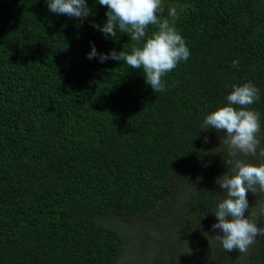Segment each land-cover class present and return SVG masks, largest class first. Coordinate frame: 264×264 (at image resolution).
Returning a JSON list of instances; mask_svg holds the SVG:
<instances>
[{"label":"trees","instance_id":"16d2710c","mask_svg":"<svg viewBox=\"0 0 264 264\" xmlns=\"http://www.w3.org/2000/svg\"><path fill=\"white\" fill-rule=\"evenodd\" d=\"M162 2L191 54L154 92L142 68L99 54H131L156 25L137 43L93 26L107 20L98 0L83 20L47 0H0V264H264V235L228 252L211 227L216 178L264 163V0ZM249 81L260 144L233 155L204 120ZM247 200L264 227V191Z\"/></svg>","mask_w":264,"mask_h":264},{"label":"clouds","instance_id":"9594fccd","mask_svg":"<svg viewBox=\"0 0 264 264\" xmlns=\"http://www.w3.org/2000/svg\"><path fill=\"white\" fill-rule=\"evenodd\" d=\"M98 3L108 8L107 20L102 28L99 25L93 26L99 28L106 36L115 37L119 31L127 33L132 41L139 43L146 36L149 25L158 27L141 46L133 47L131 54L113 50L108 54H99L100 62L108 59L123 60L133 69L142 68L146 83L153 91H165L162 77L172 71L178 62L187 61L191 54L174 25L177 8H168V17L172 18L170 22L167 18L158 17V14L164 12L162 0H98ZM47 6L53 13L80 20L90 15L86 0H47ZM95 56L97 50L93 45L88 58ZM237 64L238 61H233L234 66ZM259 99V89L252 82L242 86L234 85L226 97V105L205 117L204 125L207 129L224 130L225 143L229 145L233 155L237 150L245 155L256 154L260 144L257 139L260 132L259 113L247 106ZM261 155H264V150ZM234 171L232 176L224 174L216 178V184L224 191L214 213L217 223L211 227L223 233L218 235V239L225 250L230 252L235 249L239 253H246L255 243L256 237L264 235V227H258L257 223L245 216L249 209L248 192L255 193L257 186L260 191H264V163L257 166L236 161Z\"/></svg>","mask_w":264,"mask_h":264},{"label":"rangeland","instance_id":"374dc122","mask_svg":"<svg viewBox=\"0 0 264 264\" xmlns=\"http://www.w3.org/2000/svg\"><path fill=\"white\" fill-rule=\"evenodd\" d=\"M127 230H128L129 233L132 232V229L129 228V227L127 228ZM133 232H134V235H135V236H131V237H130V240H127V245H129V248H134V247L136 248V245H137L138 242H139V239L137 238V235H138L139 237L142 238L141 235H139L138 233H136V232H138V231H136V229L133 230Z\"/></svg>","mask_w":264,"mask_h":264}]
</instances>
